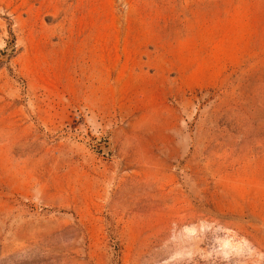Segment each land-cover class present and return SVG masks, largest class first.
<instances>
[{
  "label": "rangeland",
  "instance_id": "obj_1",
  "mask_svg": "<svg viewBox=\"0 0 264 264\" xmlns=\"http://www.w3.org/2000/svg\"><path fill=\"white\" fill-rule=\"evenodd\" d=\"M0 264H264V0H0Z\"/></svg>",
  "mask_w": 264,
  "mask_h": 264
}]
</instances>
